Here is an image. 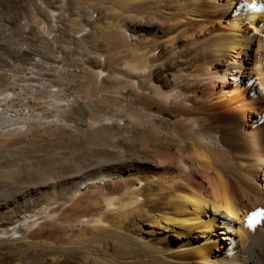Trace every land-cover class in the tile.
<instances>
[{
	"label": "bare ground",
	"instance_id": "1",
	"mask_svg": "<svg viewBox=\"0 0 264 264\" xmlns=\"http://www.w3.org/2000/svg\"><path fill=\"white\" fill-rule=\"evenodd\" d=\"M115 5L106 29L130 51L135 40L142 57L113 74L114 89L157 105L146 124L175 147L108 152L81 173L61 170L42 196L49 217L69 208L74 233L54 243L61 264H264V0ZM151 24L161 25L158 37L143 34ZM92 82L101 98L103 72ZM165 114L175 119L155 121ZM12 199L24 205L0 222L15 236L29 222L17 214L41 198Z\"/></svg>",
	"mask_w": 264,
	"mask_h": 264
},
{
	"label": "rangeland",
	"instance_id": "2",
	"mask_svg": "<svg viewBox=\"0 0 264 264\" xmlns=\"http://www.w3.org/2000/svg\"><path fill=\"white\" fill-rule=\"evenodd\" d=\"M116 12L115 0H0V215L24 205L12 199L20 191L25 202L41 198L17 214L14 221L29 222L15 236L3 234L10 224L0 222V264H61L54 243L74 233L69 208L63 217H49L42 197L63 180L61 170L81 173L108 152L175 147L146 124L157 105L114 89L121 78L113 74L142 57L135 40L130 51L118 30L106 29ZM161 28L151 24L143 34L158 37ZM98 71L101 98L92 82ZM169 118L175 119L165 114L155 121Z\"/></svg>",
	"mask_w": 264,
	"mask_h": 264
}]
</instances>
